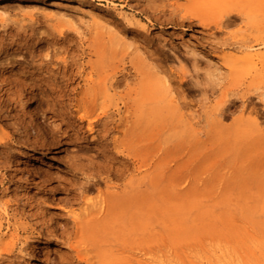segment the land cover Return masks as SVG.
Returning <instances> with one entry per match:
<instances>
[{"label": "rangeland", "instance_id": "374dc122", "mask_svg": "<svg viewBox=\"0 0 264 264\" xmlns=\"http://www.w3.org/2000/svg\"><path fill=\"white\" fill-rule=\"evenodd\" d=\"M0 5V264H264V0Z\"/></svg>", "mask_w": 264, "mask_h": 264}, {"label": "bare ground", "instance_id": "6f19581e", "mask_svg": "<svg viewBox=\"0 0 264 264\" xmlns=\"http://www.w3.org/2000/svg\"><path fill=\"white\" fill-rule=\"evenodd\" d=\"M198 1V0H197ZM200 2H202V1H200ZM196 3V2H195ZM208 3V2H207ZM197 4H195V6H196ZM200 5V4H199ZM1 6V5H0ZM208 6V5H207ZM216 6H218V5H216ZM197 7V6H196ZM195 7V8H196ZM199 7V6H198ZM213 7H215V6H213ZM208 8V7H207ZM215 8H217V7H215ZM218 8H220V7H218ZM226 8V7H225ZM193 10H195V9H193ZM234 10V8H228V9H225L224 11H223V13H221V15H220V17L219 18H217L218 20L216 21H214L215 22V25L216 26H219V27H223L224 26V23H223V18L224 17H226V15H228V13H230V12H232ZM199 11V10H198ZM198 11H197V8H196V11H191L190 12V14L189 15H187V17H190V18H199V20L201 21V22H203V23H205L206 25H207V23H210V22H212V20L211 19H208V18H203V17H201V15L198 13ZM4 13H6L4 10H2V9H0V14H1V16H3V14ZM95 13V12H94ZM93 13V14H94ZM176 12H174V14H175ZM173 14V13H172ZM5 15V14H4ZM95 15V14H94ZM93 15V16H94ZM171 16V15H170ZM229 16V15H228ZM174 17V16H173ZM230 17V16H229ZM228 17V18H229ZM171 18H172V16H171ZM170 18V19H171ZM176 18V17H175ZM173 20V19H172ZM198 20V21H199ZM232 20V19H231ZM234 20V19H233ZM225 23H226V21H225ZM231 24V23H230ZM226 26V25H225ZM211 27V26H210ZM60 66V65H59ZM58 68V67H57ZM65 68V67H64ZM70 68V67H69ZM43 69V68H42ZM49 69V68H48ZM52 69V68H51ZM26 71V70H25ZM28 71V70H27ZM51 71V70H50ZM49 71V72H50ZM0 72H2V71H0ZM59 72L60 71H58L57 73L58 74H55V73H53L55 76H52V79H50L54 84H55V86H56V88L55 89H57L58 91H61V93L63 92V94L61 95V97H64V96H66L68 93H69V91H68V84H69V80H72L75 76H76V74L74 73V71L73 70H70L69 71V69L67 68L66 70L64 69V71L63 72H61L62 73V75L60 76V74H59ZM50 74H52V72L50 73ZM14 75V74H13ZM5 76V75H4ZM45 76V75H44ZM41 77V76H40ZM47 77V76H46ZM50 77V76H49ZM59 77H60V79H59ZM76 77H78V76H76ZM165 77H166V74H165ZM17 78H18V76H17ZM3 79V78H2ZM14 79V78H13ZM166 79V78H165ZM8 80H9V78H8ZM18 80H19V78H18ZM22 80V79H21ZM31 80H33V82H35V80L34 79H31ZM87 80V79H86ZM112 80V79H111ZM7 81V80H6ZM6 81H5V79H3L2 80V82L0 83V85H2V87H4L5 88V86H3V85H5L6 84ZM8 82V81H7ZM18 82V81H17ZM16 82V83H17ZM25 82H27V81H25ZM47 82V81H46ZM49 82V81H48ZM20 83V82H19ZM164 83H165V81H164ZM167 83V82H166ZM28 84V83H27ZM34 84H37L36 82L34 83ZM45 84H47V83H45ZM11 85V84H10ZM24 85V84H23ZM31 85V84H30ZM29 85V86H30ZM8 86V85H7ZM20 86V85H19ZM25 86H26V84H25ZM39 86V85H38ZM51 86V85H50ZM15 87V86H14ZM21 87H23V86H21ZM37 87V86H36ZM9 88V87H8ZM52 88H53V84H52ZM115 88V87H114ZM7 90V89H6ZM25 90V89H24ZM23 90V91H24ZM27 90V89H26ZM36 90V89H35ZM41 90H42V88H41ZM52 90V89H51ZM56 90V91H57ZM44 91V90H43ZM47 91H50V89L49 90H47ZM7 91H4V92H2V93H0V112H1V110L3 109L2 108V106L6 109V107L4 106V105H8V103H10V99H12L13 97L11 96L10 97V95L8 96L7 95V97L5 96V93H6ZM35 92V91H34ZM39 92V91H38ZM68 92V93H67ZM9 93V92H8ZM7 93V94H8ZM40 93H42V92H40ZM67 93V94H66ZM10 94V93H9ZM20 94H22V93H20ZM37 94V93H36ZM39 94V93H38ZM13 95V94H12ZM59 95V94H58ZM4 96H5V98H4ZM33 96H35L36 97V95H35V93H34V95ZM42 96V95H41ZM45 96V95H44ZM57 96V95H56ZM55 97V96H54ZM34 98V97H33ZM32 98V99H33ZM59 98H60V95H59ZM63 99V98H62ZM61 99V100H62ZM14 100V99H13ZM54 100V99H53ZM57 101H59V100H57ZM14 102V101H13ZM39 102V101H38ZM63 103V102H62ZM102 103V102H101ZM47 104V103H46ZM69 105H70V103H68ZM43 105V104H42ZM49 105V104H48ZM56 105V104H55ZM59 107V106H58ZM69 106H67L66 108H68ZM175 107V106H174ZM2 108V109H1ZM37 108V107H36ZM35 108V109H36ZM42 108V107H41ZM118 108V107H117ZM4 109V110H5ZM34 109V110H35ZM78 108H76V110H77ZM38 110V109H37ZM36 110V111H37ZM42 110H43V108H42ZM63 110V109H62ZM108 107H107V105H102L101 106V111H99L98 113H96V111H97V108H93V107H90V108H88V107H85V105H83L81 108H79L78 109V113H80V115H79V117H80V119L81 120H89L88 121V123H89V125H91V127L90 128H93V126H92V124H93V122H92V120H93V118L95 119V120H99V119H101L102 118V116L103 115H106L107 113H108ZM56 111V110H55ZM172 111V110H171ZM4 112V111H3ZM60 112V111H59ZM35 113V112H34ZM43 113H44V111H43ZM42 113V114H43ZM96 113V114H95ZM179 113V112H178ZM36 114V113H35ZM42 114H40V115H42ZM60 114V113H59ZM38 115V114H37ZM60 115H62V114H60ZM110 116V115H109ZM61 117V116H60ZM38 118H40V117H38ZM35 119V118H34ZM41 120V119H40ZM43 120V119H42ZM91 120V121H90ZM102 120V119H101ZM51 122V121H50ZM98 122V121H97ZM37 125H38V127H37V129H38V134L36 135V140L35 141H37V140H39L40 138H43L42 139V141H41V145H46V143H49V141H51L50 143H52L53 141H55V138H56V136H55V133H52L51 134V132H49L48 130V127L50 126H48V124H43V122H41V121H37ZM51 125H53V124H51ZM17 127V126H16ZM52 127V126H51ZM50 127V128H51ZM35 128V127H34ZM52 129V128H51ZM55 129V128H54ZM36 130V129H35ZM43 132V134H44V132H45V134L46 135H43L42 133H40V132ZM69 132V131H68ZM27 133V132H26ZM39 134H42L43 136L41 137V136H39ZM60 136V135H59ZM58 137V136H57ZM57 139V138H56ZM73 165V164H72ZM56 166V165H55ZM87 175V174H86ZM92 175V174H91ZM89 182V181H88ZM84 183V182H83ZM87 183V182H86ZM90 183V182H89ZM95 184V183H94ZM89 187V186H88ZM73 189V188H72ZM78 190V189H77ZM84 191V190H83ZM74 194V193H73ZM76 196V195H75ZM110 197V196H109ZM72 198V197H71ZM98 198V197H97ZM89 199V198H88ZM91 199V198H90ZM109 199H111V197L109 198ZM92 201V200H91ZM92 203H94V204H98L99 205V212L100 211H102L103 209H104V207H105V204H104V200L103 199H97V201H95L94 202V200H93V202ZM123 205V204H122ZM111 206H113V205H111ZM93 207V206H92ZM108 207V206H107ZM106 207V208H107ZM109 207H110V205H109ZM107 208L108 210L109 209H113V207L112 208ZM84 208V207H83ZM116 208L117 207H114V211H112L111 210V212L113 213L114 212V217L117 215V214H115L117 211H115L116 210ZM95 209V208H94ZM121 209V208H120ZM84 210V209H83ZM124 210H125V207H124ZM85 212H86V210H84ZM89 211V210H88ZM92 211H93V209H92ZM90 212H91V210H90ZM94 212V211H93ZM93 212L92 213H89V215L90 214H92L93 215ZM96 212V211H95ZM106 212H108L107 210H106ZM110 212V211H109ZM110 212V213H111ZM124 213V212H123ZM96 215L97 214H99V213H95ZM94 214V215H95ZM74 215V214H73ZM88 215V216H89ZM106 215H108L109 217H111V219L109 218V217H107V218H109L110 220L109 221H111L110 223H112L113 221L115 222V219L116 218H114V220L112 221V217H113V215L112 216H110V214H106ZM106 215L104 216V218L106 217ZM85 216H87V215H85ZM87 216V217H88ZM78 217V216H77ZM81 217V215L78 217V218H80ZM91 217V216H90ZM104 218H102L101 220H103L104 221ZM82 219V218H81ZM84 220H85V218H84ZM108 220V219H107ZM106 220V221H107ZM122 220V219H121ZM130 221H131V219H129ZM74 221V220H73ZM100 221V220H99ZM99 221H98V225H99ZM118 221V220H117ZM75 222V221H74ZM97 222V221H96ZM101 222V221H100ZM108 222V221H107ZM132 222V221H131ZM79 223V222H78ZM85 223V222H84ZM92 223H95V222H92ZM92 223H90V225H88V223H85V224H87V227L88 226H90V228H92L93 229V227H91L92 226ZM104 223H106V222H104ZM104 223L102 224V222L100 223L102 226L101 227H105V225H104ZM133 223V222H132ZM81 224V223H80ZM96 223H95V225H97ZM116 224V223H115ZM125 224V223H124ZM104 225V226H103ZM81 226V225H80ZM111 226H113V224L111 225ZM81 227H83V226H81ZM80 227V228H81ZM86 227V226H85ZM87 227L85 228V230L87 229ZM96 227H98V226H96ZM89 228V229H90ZM106 228H108V227H106ZM112 229V228H111ZM85 230L84 231H82V232H85ZM91 230V229H90ZM107 230V229H106ZM105 230V231H106ZM113 230V229H112ZM118 230V229H117ZM121 230V229H120ZM95 231V230H94ZM115 231V230H114ZM104 232V231H103ZM98 232H96V234H97ZM112 233V232H111ZM114 233V232H113ZM92 234V233H91ZM108 234V233H107ZM106 235V234H105ZM80 236H82V235H80ZM108 236V235H107ZM85 237V236H84ZM99 237V236H98ZM80 238V237H79ZM83 238V237H82ZM97 239V238H96ZM85 240V239H84ZM81 242H83V241H81ZM97 242V241H96ZM82 244V243H81ZM99 244H101V243H99ZM102 245V244H101ZM55 246V245H54ZM78 246V245H77ZM60 250H63V251H61V256H64L66 253H64V252H66V251H64L65 249H60ZM105 255V254H104ZM82 257V256H81ZM85 257V259H86V256H84ZM39 258V257H38ZM37 258V259H38ZM93 258V257H92ZM40 259V258H39ZM82 259V258H81ZM89 259V258H88ZM88 261H90V263H91V260H88ZM89 263V264H90ZM86 264H88V263H86Z\"/></svg>", "mask_w": 264, "mask_h": 264}]
</instances>
